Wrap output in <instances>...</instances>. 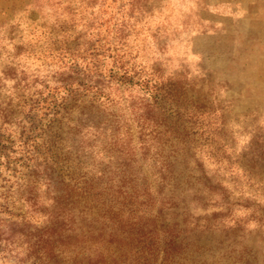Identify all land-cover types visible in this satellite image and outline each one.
<instances>
[{"label":"rangeland","instance_id":"obj_1","mask_svg":"<svg viewBox=\"0 0 264 264\" xmlns=\"http://www.w3.org/2000/svg\"><path fill=\"white\" fill-rule=\"evenodd\" d=\"M0 100V264L63 211L65 261L96 216L105 264H264V0H0Z\"/></svg>","mask_w":264,"mask_h":264},{"label":"trees","instance_id":"obj_2","mask_svg":"<svg viewBox=\"0 0 264 264\" xmlns=\"http://www.w3.org/2000/svg\"><path fill=\"white\" fill-rule=\"evenodd\" d=\"M65 52H68V48L65 49ZM65 56V55H64ZM73 73H76L75 71H72ZM72 82L64 83L62 87L64 94L60 96L59 100L57 97L55 98L53 93L48 94L46 97L39 96V98H34V100L30 99V102L27 101V97L25 98L24 91L28 87V82H25L23 86L21 87L22 90L20 93H18L17 96L14 98L17 99V106L21 107H28V112H34L38 110L39 108H45L46 112L52 111V114L54 116H57L60 112L61 114H66L68 111L73 109V107L79 106L81 102V97H83L85 94H82L78 91V88H84V91L86 88L84 87L85 84L78 82V85L76 87H72ZM14 108L11 104V101L0 100V118L2 120V123L10 124L11 123V115L13 114ZM46 114V113H44ZM2 115V116H1ZM62 115V116H63ZM29 119H31L29 117ZM3 140H1L0 136V149L4 147ZM53 164H56V159H50ZM27 167V166H25ZM79 189V195L82 197L81 199L83 202V207H80L78 209L79 217L84 218L88 215V217H91V214L93 210L95 209V214L99 213L101 214V217H103V220L105 222H108L111 218L109 215H107L106 211H99L97 210L98 206V200H96V203H91L87 200L89 198V195L91 192H89V188L82 185L81 187H77ZM80 199V198H79ZM64 200V199H63ZM71 200H65L64 206L67 205ZM81 201V200H80ZM80 201H77L80 203ZM78 205V204H77ZM101 206H105V203L101 201ZM59 211V210H58ZM70 211H72V207H67V213L70 214L72 221L73 214ZM65 213V211H63ZM61 212H58L56 216L60 218L59 224L56 222H51L47 227L43 229V231L40 232V234L33 235V240H29V247L31 254H33L37 258V264H45V257L50 256L51 259H53V262H49L48 264H105L107 259L106 257L112 258L113 252H107L109 254L103 255L100 253L99 249H97L98 243H101L102 240V233H103V227H100L102 225H97V218L96 216L93 217V220L89 221L86 225L84 224L81 228V232L79 233V244L77 245V249L75 248L73 256H69L65 261V257L62 255L63 251L59 248L60 246H53L54 241H62L61 235L65 238H67V230L70 228L67 227V224L63 222V218L65 214ZM66 230V231H65ZM171 239V238H170ZM172 240V239H171ZM113 240L108 239L107 242L110 243ZM63 243V241L61 242ZM83 244H87V247L82 246ZM80 245V246H79ZM147 249L142 248V260L136 262H133V260L129 264H147L148 263V256L150 253H152V247L148 244H145ZM144 246V248H145ZM172 247L169 250V253L176 252L178 250V245H174V243L171 245ZM91 249V250H90ZM90 250V251H89ZM141 251V250H140ZM96 253V256H93V254ZM79 255H81V258H79ZM85 260V263L84 261ZM138 261V262H137Z\"/></svg>","mask_w":264,"mask_h":264}]
</instances>
